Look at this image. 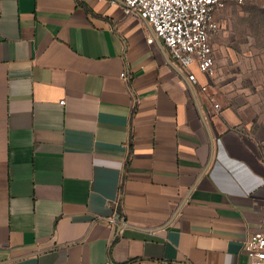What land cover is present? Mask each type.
Segmentation results:
<instances>
[{"label": "crops", "instance_id": "crops-1", "mask_svg": "<svg viewBox=\"0 0 264 264\" xmlns=\"http://www.w3.org/2000/svg\"><path fill=\"white\" fill-rule=\"evenodd\" d=\"M152 35L121 1L0 0V264L247 263L245 106L216 109Z\"/></svg>", "mask_w": 264, "mask_h": 264}, {"label": "built area", "instance_id": "built-area-1", "mask_svg": "<svg viewBox=\"0 0 264 264\" xmlns=\"http://www.w3.org/2000/svg\"><path fill=\"white\" fill-rule=\"evenodd\" d=\"M118 1L125 14L140 17L150 25L154 36H149L148 42L161 40L172 63L188 72L192 85H199L195 67L206 77L216 73L211 39L220 30V11L229 3L243 4L245 0H110V4ZM121 76L128 78L125 72ZM213 105L220 108L217 102ZM261 223V229L245 243L246 264H264V211Z\"/></svg>", "mask_w": 264, "mask_h": 264}, {"label": "rangeland", "instance_id": "rangeland-1", "mask_svg": "<svg viewBox=\"0 0 264 264\" xmlns=\"http://www.w3.org/2000/svg\"><path fill=\"white\" fill-rule=\"evenodd\" d=\"M220 17L230 35L215 48L216 73L204 82L220 108L231 99L245 106L247 135L264 160V0L228 4Z\"/></svg>", "mask_w": 264, "mask_h": 264}]
</instances>
